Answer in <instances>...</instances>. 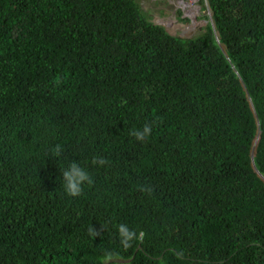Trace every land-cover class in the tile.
<instances>
[{
	"label": "trees",
	"instance_id": "16d2710c",
	"mask_svg": "<svg viewBox=\"0 0 264 264\" xmlns=\"http://www.w3.org/2000/svg\"><path fill=\"white\" fill-rule=\"evenodd\" d=\"M207 2L219 41L137 0H0V264H264V0Z\"/></svg>",
	"mask_w": 264,
	"mask_h": 264
},
{
	"label": "rangeland",
	"instance_id": "374dc122",
	"mask_svg": "<svg viewBox=\"0 0 264 264\" xmlns=\"http://www.w3.org/2000/svg\"><path fill=\"white\" fill-rule=\"evenodd\" d=\"M137 2L152 22H157L169 32L181 37L198 35L209 21V10L205 0L193 1V5L199 7L195 14L194 24L193 17L184 16L183 10L178 5L179 0H137Z\"/></svg>",
	"mask_w": 264,
	"mask_h": 264
},
{
	"label": "clouds",
	"instance_id": "9594fccd",
	"mask_svg": "<svg viewBox=\"0 0 264 264\" xmlns=\"http://www.w3.org/2000/svg\"><path fill=\"white\" fill-rule=\"evenodd\" d=\"M180 1V0H179ZM206 2V6L209 10V21L207 22V25L209 24L213 30V33H214V36H215V39L216 41H219V35H218V32L215 28V24H214V20L212 18V12H211V9L209 7V4L207 2V0H205ZM198 6H196V11L198 10ZM185 16V15H184ZM186 17V16H185ZM167 21L170 20V19H166ZM194 22L193 24L195 23V17L193 18ZM175 22H177L175 19H174ZM156 25H160L158 24L157 22H152ZM181 25V24H179ZM161 26V25H160ZM164 30L169 34V35H172V36H178L174 33H171L169 32L165 27H163ZM205 28V27H204ZM204 30V29H203ZM200 34V33H199ZM198 34V35H199ZM197 36V35H196ZM178 37H181V36H178ZM194 37V36H193ZM184 38H189V37H184ZM219 43V42H218ZM219 46L222 50V52L224 53V55L227 57V53H226V47L224 44L222 43H219ZM222 47L224 49H222ZM248 100H249V104H250V108L252 110L253 113L254 112V108H253V105L248 97ZM152 127L148 124H144L143 125V130L142 131H139V130H134L132 131L130 134L132 136H134L136 138V140L140 141V142H144L146 139H148L151 135H152ZM253 150V149H252ZM251 154H252V151H251ZM256 154V148H255V153L252 154L253 156H255ZM253 161V160H252ZM97 160L96 159H93L92 160V164H96ZM101 164H105V163H108L107 160H101L100 161ZM254 163V162H253ZM255 165V164H254ZM256 168V166H255ZM254 170V169H253ZM257 170V168H256ZM255 172V171H254ZM257 172L264 178V175L262 173H260L258 170ZM256 173V172H255ZM257 174V173H256ZM257 177L264 183V181L258 176L257 174ZM64 179H65V191L66 193L71 196V197H77V196H80L82 193H83V187L82 185L84 184L85 181H88L89 183H91V178L90 176L88 175V173L86 171H84L83 169H81L77 164H73L71 166V171L70 172H65L64 173ZM142 190H147V191H151L150 188L148 189H142ZM119 232H120V235L122 237L125 238V241L123 242V245L124 247H130L131 245L128 244L126 241L128 240H132L135 236V234L133 232H130L129 230L126 229L125 226L121 225L119 226ZM93 235H95L96 233H91Z\"/></svg>",
	"mask_w": 264,
	"mask_h": 264
},
{
	"label": "bare ground",
	"instance_id": "6f19581e",
	"mask_svg": "<svg viewBox=\"0 0 264 264\" xmlns=\"http://www.w3.org/2000/svg\"><path fill=\"white\" fill-rule=\"evenodd\" d=\"M193 1L196 0H180L178 2L179 7L183 10L186 17H195L196 6L193 5Z\"/></svg>",
	"mask_w": 264,
	"mask_h": 264
},
{
	"label": "water",
	"instance_id": "95a60500",
	"mask_svg": "<svg viewBox=\"0 0 264 264\" xmlns=\"http://www.w3.org/2000/svg\"><path fill=\"white\" fill-rule=\"evenodd\" d=\"M222 49H224V48L222 47ZM258 133H259V131H258ZM255 148H256V141H255V144H254V148L252 150V154L255 153ZM251 165H252V168L254 169V171L258 174V176L264 181V178L257 172L253 161H251Z\"/></svg>",
	"mask_w": 264,
	"mask_h": 264
}]
</instances>
